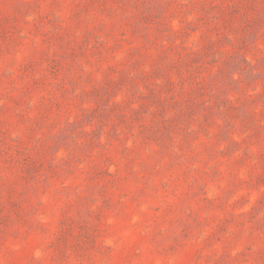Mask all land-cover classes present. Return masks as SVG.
Listing matches in <instances>:
<instances>
[{
	"label": "rangeland",
	"instance_id": "1",
	"mask_svg": "<svg viewBox=\"0 0 264 264\" xmlns=\"http://www.w3.org/2000/svg\"><path fill=\"white\" fill-rule=\"evenodd\" d=\"M0 264H264V0H0Z\"/></svg>",
	"mask_w": 264,
	"mask_h": 264
}]
</instances>
